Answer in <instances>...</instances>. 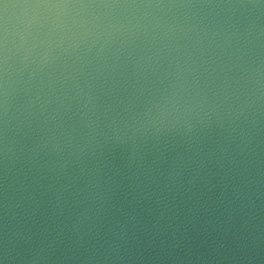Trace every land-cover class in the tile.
<instances>
[{
  "label": "water",
  "instance_id": "water-1",
  "mask_svg": "<svg viewBox=\"0 0 264 264\" xmlns=\"http://www.w3.org/2000/svg\"><path fill=\"white\" fill-rule=\"evenodd\" d=\"M0 264H264V0H0Z\"/></svg>",
  "mask_w": 264,
  "mask_h": 264
}]
</instances>
